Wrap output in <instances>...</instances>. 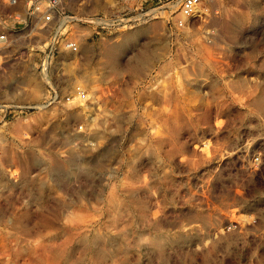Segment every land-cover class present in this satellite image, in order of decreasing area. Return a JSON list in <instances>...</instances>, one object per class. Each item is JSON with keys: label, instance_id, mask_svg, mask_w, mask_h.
I'll return each mask as SVG.
<instances>
[{"label": "rangeland", "instance_id": "rangeland-1", "mask_svg": "<svg viewBox=\"0 0 264 264\" xmlns=\"http://www.w3.org/2000/svg\"><path fill=\"white\" fill-rule=\"evenodd\" d=\"M219 2L100 31L109 3L63 0L78 52L46 77L24 63L47 33L24 31L0 71V264H264V0ZM45 82L81 84L87 109L43 107Z\"/></svg>", "mask_w": 264, "mask_h": 264}, {"label": "built area", "instance_id": "built-area-1", "mask_svg": "<svg viewBox=\"0 0 264 264\" xmlns=\"http://www.w3.org/2000/svg\"><path fill=\"white\" fill-rule=\"evenodd\" d=\"M109 3L111 11L105 14L93 15L88 22L93 30L114 31L124 27L130 19H126L128 12L140 9L143 4L159 0H102ZM133 1L132 7H127L125 11L115 6L122 2ZM215 0H174L175 14L177 17L172 21L176 28H182L189 18L195 16H209L217 14V8L212 6ZM0 3L9 7H18L21 5L22 12L26 16L24 21L25 29L38 27L39 33H47V38L42 44L43 49L41 59L38 64V72L46 77L47 69L50 67L52 56L58 51H67L72 54L78 52V42L75 38L67 35V29L71 25V18L64 12L63 0H0ZM20 14L12 15V18L18 20ZM70 19V20H69ZM7 40L4 33H0V46ZM60 91L62 94L59 96ZM62 100L64 103L75 104L76 101L87 100V94L83 86L79 83H73L70 87L61 90L57 83L45 82V88L42 93L41 105L49 107ZM4 107V105H0ZM3 109L0 108V111ZM5 114L2 113L0 120ZM77 129L82 130V124H77Z\"/></svg>", "mask_w": 264, "mask_h": 264}, {"label": "crops", "instance_id": "crops-1", "mask_svg": "<svg viewBox=\"0 0 264 264\" xmlns=\"http://www.w3.org/2000/svg\"><path fill=\"white\" fill-rule=\"evenodd\" d=\"M16 13L21 15L18 20L12 18V15ZM25 19L26 16L22 12L21 5H19L18 7H9L0 3V33H4L7 38V40L0 46L1 73H4V68H10L13 64L17 63L18 61H15L16 58L20 60L22 58L21 53L23 52H19V48L20 50H22V48H24L25 46V42L21 41L22 35L26 30L24 27ZM40 59L41 56L39 57L38 53L33 52L32 56L29 57V59H27L24 64L32 63V66H34L35 64V69L38 72V64ZM22 62L23 61H21V63Z\"/></svg>", "mask_w": 264, "mask_h": 264}, {"label": "bare ground", "instance_id": "bare-ground-1", "mask_svg": "<svg viewBox=\"0 0 264 264\" xmlns=\"http://www.w3.org/2000/svg\"><path fill=\"white\" fill-rule=\"evenodd\" d=\"M217 1V0H216ZM215 1V2H216ZM216 7L218 8V9H220V10H222V7H223V5L219 2V0L217 1V3H216ZM225 10V9H224ZM66 104H69V103H66ZM78 107L80 106V107H82V109L83 110H86L87 108H86V105L84 104V102H82V101H76V103H75Z\"/></svg>", "mask_w": 264, "mask_h": 264}]
</instances>
